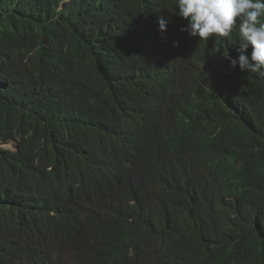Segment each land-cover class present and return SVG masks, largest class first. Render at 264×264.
I'll return each instance as SVG.
<instances>
[{
	"label": "trees",
	"instance_id": "16d2710c",
	"mask_svg": "<svg viewBox=\"0 0 264 264\" xmlns=\"http://www.w3.org/2000/svg\"><path fill=\"white\" fill-rule=\"evenodd\" d=\"M63 2L0 0V264H131L130 249L154 237L178 264H264V172L234 174L251 206L243 221L232 209L208 219L151 197L153 177L174 161L154 150L162 118H173L166 98L198 90L206 117L263 139V169L264 99L239 84L225 107L196 87L187 57L162 52L169 33L157 21L175 19V0ZM182 126L196 128L185 117ZM13 183L25 188L21 202ZM97 225L111 242L79 241Z\"/></svg>",
	"mask_w": 264,
	"mask_h": 264
},
{
	"label": "clouds",
	"instance_id": "9594fccd",
	"mask_svg": "<svg viewBox=\"0 0 264 264\" xmlns=\"http://www.w3.org/2000/svg\"><path fill=\"white\" fill-rule=\"evenodd\" d=\"M175 7L173 21L164 17L157 21L158 31L169 33L161 44L162 52L172 48L176 57H187L196 87L211 93L225 107L239 84L246 89L251 86L249 91L264 99L257 94L260 90L264 93V0H175ZM161 110H171L173 118H162L154 150L161 159L172 157L174 161L157 175L159 182L154 181L151 187L152 199L208 219L223 207L239 211L242 221L249 218L251 206L246 196L234 189L232 180L243 166H252L255 179L264 172L259 160L263 139L238 138L236 131L227 129L218 118L206 117L208 101L198 90L174 92L162 102ZM184 117L195 125L193 133L182 126ZM12 192L18 202L25 198L24 186L13 183ZM107 227L94 226L88 238L79 241L109 243L112 233L108 238L98 234L100 228ZM138 248L130 249L131 264H178L156 237ZM185 264L224 263L202 256Z\"/></svg>",
	"mask_w": 264,
	"mask_h": 264
},
{
	"label": "bare ground",
	"instance_id": "6f19581e",
	"mask_svg": "<svg viewBox=\"0 0 264 264\" xmlns=\"http://www.w3.org/2000/svg\"><path fill=\"white\" fill-rule=\"evenodd\" d=\"M86 33V32H85ZM16 44V43H15ZM179 60V59H178ZM184 76V75H183ZM4 92V91H3ZM6 98V97H5ZM138 108V107H137ZM137 111V110H136ZM134 112V111H133ZM136 113V112H135ZM252 139H254L253 137H252ZM127 164H130V163H127ZM126 168V167H125ZM168 169V168H167ZM156 180V177H153V179H152V181H155ZM110 228L109 227H107L105 230H109ZM107 234H105V233H103L102 234V238H105V236H106ZM189 236V235H188ZM187 237V236H186ZM183 239V238H182ZM178 240V239H177ZM183 242V241H182ZM182 245V244H181Z\"/></svg>",
	"mask_w": 264,
	"mask_h": 264
}]
</instances>
